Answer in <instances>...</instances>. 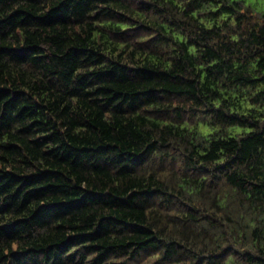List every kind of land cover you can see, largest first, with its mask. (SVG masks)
Returning <instances> with one entry per match:
<instances>
[{"label": "trees", "instance_id": "1", "mask_svg": "<svg viewBox=\"0 0 264 264\" xmlns=\"http://www.w3.org/2000/svg\"><path fill=\"white\" fill-rule=\"evenodd\" d=\"M0 264H264V12L0 0Z\"/></svg>", "mask_w": 264, "mask_h": 264}, {"label": "rangeland", "instance_id": "2", "mask_svg": "<svg viewBox=\"0 0 264 264\" xmlns=\"http://www.w3.org/2000/svg\"><path fill=\"white\" fill-rule=\"evenodd\" d=\"M247 5H252L256 10L264 12V0H244Z\"/></svg>", "mask_w": 264, "mask_h": 264}]
</instances>
